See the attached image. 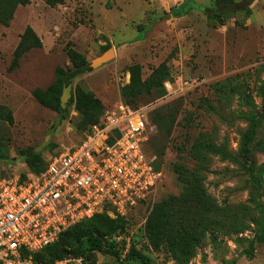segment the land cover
<instances>
[{
  "label": "rangeland",
  "instance_id": "1",
  "mask_svg": "<svg viewBox=\"0 0 264 264\" xmlns=\"http://www.w3.org/2000/svg\"><path fill=\"white\" fill-rule=\"evenodd\" d=\"M98 1L103 0H19L11 5L0 0V17L8 18L5 23L0 20V178L20 167L21 151L26 148H34L46 162L81 138V114L71 103L77 86L110 105L125 100L123 90L134 84L135 105L156 103L150 113L147 149L158 152L166 179L152 200L128 212L124 229L110 238L129 237L155 264H178L166 244L158 245L164 240H150L146 223L155 206L184 193L176 168L193 170L199 162L196 158L203 156L202 182L208 197L220 207L233 206L244 229L208 231L187 264H264V242L256 241L252 248L250 244L262 214L252 211L251 175L245 168L251 164L255 174L259 167L264 169V68L256 66L264 58V0H258L252 23L246 22L247 11L223 13L222 23L206 16L202 21L199 15L179 23L175 17L167 22L169 30L147 39L143 31L140 41L118 46L97 31L92 8ZM193 8L197 4L188 0L183 10ZM160 11L165 20L170 18ZM54 26L59 28L58 36ZM27 27L42 45L15 59L14 49ZM108 45L115 57L72 82L61 117L45 94L56 80V69L71 67L72 57L91 62ZM164 75V82L178 84L190 78L204 83L192 91L158 98L152 84ZM234 88L236 93L230 91ZM152 116H162L164 121L154 122ZM169 116L174 117L171 124ZM260 179L259 201L264 204V171ZM244 207L251 211L245 212ZM59 250L61 259L76 256L69 246ZM90 261L120 264L115 256L98 252Z\"/></svg>",
  "mask_w": 264,
  "mask_h": 264
},
{
  "label": "built area",
  "instance_id": "2",
  "mask_svg": "<svg viewBox=\"0 0 264 264\" xmlns=\"http://www.w3.org/2000/svg\"><path fill=\"white\" fill-rule=\"evenodd\" d=\"M53 31L59 35L58 26ZM260 65L264 58L256 62ZM203 83L167 80L164 88L169 96ZM155 107L115 100L78 141L48 158L44 170L34 173L21 163L0 178V264H44L35 255L69 228L103 213L126 217L155 197L166 179L165 171L155 167L156 156L147 151ZM114 240L120 259H125L130 238ZM51 264L88 263L83 257H69Z\"/></svg>",
  "mask_w": 264,
  "mask_h": 264
},
{
  "label": "trees",
  "instance_id": "3",
  "mask_svg": "<svg viewBox=\"0 0 264 264\" xmlns=\"http://www.w3.org/2000/svg\"><path fill=\"white\" fill-rule=\"evenodd\" d=\"M253 1L254 0H242L237 2L235 0H215L212 8H204L202 12L208 18L213 20L218 19L222 23V14L226 12L237 13L247 11L249 15L250 12L248 7ZM6 2L11 5L19 2V0H6ZM182 8L183 7H181V9ZM0 20L4 23L5 20L8 22V18L5 17H0ZM41 45V40L38 38L35 31L31 27H27L25 32L20 36V41L14 50V57L15 59H20L31 49L40 47ZM110 47L111 46L108 45L104 50H108ZM71 62V67L56 69V80L45 92V94L49 96L50 107L55 109L61 117H64L66 113V109L61 107L60 101L64 84H72L75 79L92 70L90 62L85 58L72 57ZM259 68H264V65H260ZM164 79L165 75L159 77V79L155 80L152 84L158 98L166 94ZM135 80L136 77L134 76L132 80L133 83ZM134 87V84H132L123 90L122 94L125 98L123 101L133 107H138L139 105L133 103V97L136 94L133 90ZM235 90V88L230 89L233 93H236ZM262 91L264 92V88H262ZM72 102H75V106L81 114L83 132H85L89 126L99 121L105 107L98 99L86 95L79 86L75 88V97L72 96L71 103ZM45 103L47 104V102ZM166 118L167 117H165V119ZM152 120L161 123L163 117L152 116ZM168 120L171 124L174 117L169 116ZM162 125H164V123L161 124V126ZM147 151L150 155H154L158 158V152L155 149H152V151L147 149ZM214 151L220 153L218 148H214ZM160 153H162V151ZM196 159L199 162L193 170H188L186 168H176L175 170L178 174L179 182H181L184 187L182 196L171 197L169 200L162 201L155 206L146 223V229L150 240H164L165 242L163 244L158 243V245L166 244V250L176 259L178 264H187L191 258L196 256V249L208 231L212 230L230 233L239 232L244 229L241 225L242 222L238 219V211H233V206L220 207L216 205L213 199L208 197L202 182L204 167L203 156L199 159L197 157ZM20 160L19 162L25 163L29 170L34 173H39L45 168V162L41 154L32 147L21 151ZM157 161L158 159H156L155 167L156 169H160ZM245 168L251 175L250 182L253 190L252 201L254 203V209L252 211H257L262 214L261 222L258 223L259 228L256 232L255 239L250 243L252 248L256 241L259 243L264 242V204L259 201V191L261 188L260 176L264 169L263 167H259V170H257L255 174L254 170L251 168V164H248ZM244 211H251V209L249 207H244ZM125 220V217L116 216L113 218L107 213L96 215L66 230L60 236V240L38 252L35 255V259L44 264H51L62 258V250L59 249L64 248L65 245L76 252L75 257H83L88 264H105L98 261H90L95 252L113 255L119 260L120 264H155L152 257L143 254L135 245H131L130 251L125 259H120L119 247L115 240H112L110 237L119 229H124ZM105 221H108V223Z\"/></svg>",
  "mask_w": 264,
  "mask_h": 264
},
{
  "label": "crops",
  "instance_id": "4",
  "mask_svg": "<svg viewBox=\"0 0 264 264\" xmlns=\"http://www.w3.org/2000/svg\"><path fill=\"white\" fill-rule=\"evenodd\" d=\"M194 1L198 8H209V6H213L215 3V0ZM187 2L188 0L98 1L92 8L93 21L97 27L98 33L103 34L111 45L118 46L131 40L140 41L141 32L143 31L145 32L144 39H147L148 37H155L162 32L169 30L167 22L168 20L175 21V17L180 20L179 23L187 22L195 15H199L200 20L203 21L205 15L203 14L202 9L193 8L187 11H184L183 8L181 9V7H184ZM260 3L261 2L258 0H254L249 6L250 13L246 21L247 23H252V12L258 11ZM107 5L109 7H107ZM160 9L164 10L166 16L170 18L165 20L164 17H162Z\"/></svg>",
  "mask_w": 264,
  "mask_h": 264
},
{
  "label": "water",
  "instance_id": "5",
  "mask_svg": "<svg viewBox=\"0 0 264 264\" xmlns=\"http://www.w3.org/2000/svg\"><path fill=\"white\" fill-rule=\"evenodd\" d=\"M115 57V50L113 47H110L108 50H106L103 54L98 56L97 58L93 59L90 62L91 68H97L110 60H112ZM71 96V84H64L63 91L61 95V107L64 109L66 107V103L69 100Z\"/></svg>",
  "mask_w": 264,
  "mask_h": 264
}]
</instances>
